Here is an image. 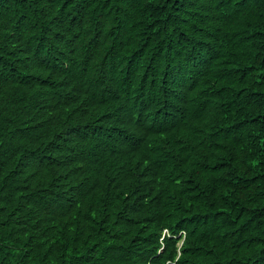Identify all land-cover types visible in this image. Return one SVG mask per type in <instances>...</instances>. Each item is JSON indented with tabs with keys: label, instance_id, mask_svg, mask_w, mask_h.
Masks as SVG:
<instances>
[{
	"label": "trees",
	"instance_id": "16d2710c",
	"mask_svg": "<svg viewBox=\"0 0 264 264\" xmlns=\"http://www.w3.org/2000/svg\"><path fill=\"white\" fill-rule=\"evenodd\" d=\"M0 264H264V0H0Z\"/></svg>",
	"mask_w": 264,
	"mask_h": 264
}]
</instances>
